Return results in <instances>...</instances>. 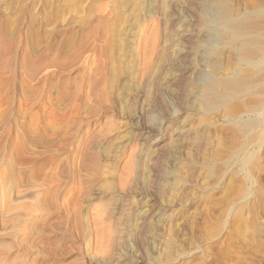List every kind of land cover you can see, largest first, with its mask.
Returning <instances> with one entry per match:
<instances>
[{"label":"rangeland","instance_id":"1","mask_svg":"<svg viewBox=\"0 0 264 264\" xmlns=\"http://www.w3.org/2000/svg\"><path fill=\"white\" fill-rule=\"evenodd\" d=\"M0 264H264V0H0Z\"/></svg>","mask_w":264,"mask_h":264},{"label":"bare ground","instance_id":"2","mask_svg":"<svg viewBox=\"0 0 264 264\" xmlns=\"http://www.w3.org/2000/svg\"><path fill=\"white\" fill-rule=\"evenodd\" d=\"M238 19H239V15H234V16H232V17H227V18H225V19H222L221 21H220V25L221 24H223L224 26H225V28L227 27L228 29L230 28V29H234L235 27H236V23H237V21H238ZM215 25H217V23L215 24ZM217 26H219V25H217ZM217 26H215V27H217ZM212 28H214L213 26H212ZM219 28V27H218ZM221 28V27H220ZM167 40V39H166ZM38 66H40V64L38 65ZM29 72V71H28ZM27 72V73H28ZM31 72V71H30ZM33 73V72H32ZM31 73V74H32ZM34 75V74H33Z\"/></svg>","mask_w":264,"mask_h":264}]
</instances>
